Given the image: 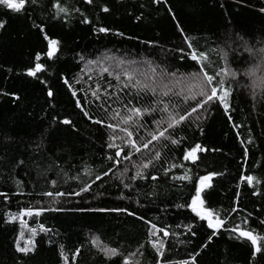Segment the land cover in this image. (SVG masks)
Returning <instances> with one entry per match:
<instances>
[{"label": "trees", "instance_id": "obj_1", "mask_svg": "<svg viewBox=\"0 0 264 264\" xmlns=\"http://www.w3.org/2000/svg\"><path fill=\"white\" fill-rule=\"evenodd\" d=\"M59 2L69 14L67 17L61 14L55 20L50 18L53 10L49 0H39L35 5L29 0L19 14L0 7V19L7 21L0 30V91L9 93L0 95V193L5 194L0 196V264H64L61 251L68 264H122L124 257H129L132 264H155L157 257L149 239L163 240L165 252L159 258L162 264H179L182 260L191 264L193 253H199L198 264H249L253 259L251 244L243 238H229L227 232L221 230L222 234L208 243L206 237L210 230H206V221L198 218L195 223L198 234L190 236L184 225L194 214L190 209L175 205L190 201L194 188L187 181L171 177L183 175L185 171L196 178L209 172L223 173L210 180L205 206L221 210V216L229 221L228 228L247 219L249 223L241 224L242 228H253L256 233L264 234V225L259 223L264 219V195L253 196V187L240 180L241 174H251L264 181V95L259 84L253 85L250 78L241 80L242 85L247 83L232 93L231 121L222 110H217L201 122L202 134L185 124L174 133L176 138L185 137L179 145L163 142L168 143L164 148L162 143L153 142L154 148L150 145L149 149H142L144 157L150 158L155 150H162V157L161 161L154 162L155 168L144 170L143 180L136 181L129 179L136 171L131 163L118 158L121 162L113 167L114 162L107 159L114 154V150L106 146L110 130L85 117L76 107V100L81 101L93 119L103 118L98 108L100 101L93 99L91 89L96 87L97 78L105 86L109 82L117 85L115 77L121 74L120 83H123L124 77L116 64L126 59L149 63L148 69L156 74L150 82L160 80L162 69L176 72L174 84L173 81L163 83L177 92L186 89L185 77L192 71L193 62L182 57L191 50H204L210 57L205 63L211 62L213 67L219 65L239 72L253 67L258 58L252 61L242 45H237L233 54L229 50L232 40L226 39V35L242 34L249 46L264 47V12L260 11L264 0H169L171 14L163 5L152 4L151 0ZM101 6H107L110 11L102 12ZM77 8L89 18V24L81 22L83 17L75 11ZM141 14L142 18L136 20ZM33 21L45 27L51 38L61 42L52 60L44 55L41 61L34 59L36 52L47 51V42L32 26ZM177 24L182 26L183 33ZM102 26L112 31L95 30ZM117 32L123 35H116ZM223 53H227V59ZM81 55L84 60L79 59ZM246 55L249 59L242 61L240 57ZM99 61H104L111 75L101 71ZM38 62L44 65L37 74L39 79L27 77L25 70ZM63 78H79L80 83L73 85L75 98L63 84ZM40 80H47L53 97L47 96V88ZM145 102L151 103L147 97ZM172 102L183 105L182 99L175 96ZM53 116L57 121L68 118L73 123L67 126L54 123ZM146 123L149 130L154 127L151 118ZM249 138L251 143H248ZM195 143H200L206 151L198 152L195 162L183 160V150ZM242 143L249 150L247 157L243 156ZM142 158L138 154L136 161ZM173 164L182 167H172ZM164 166L170 169L167 175L163 174ZM109 167H113L112 173L101 180L95 179L96 174ZM125 167L129 171L120 176ZM148 173L157 176V180H152ZM120 179L132 187L125 188ZM85 184L90 186L89 190L81 192ZM256 187L264 192V187ZM45 191H59L63 195H40ZM29 205L33 209L58 210L44 211L39 216L35 212L32 216L18 215L20 208ZM233 206L238 211L232 217L225 216ZM116 208H127L135 215L113 211ZM5 213L17 218L6 223ZM21 221L26 222V227ZM153 223L157 226L154 237L148 230ZM40 225L49 231L40 232ZM161 227L176 235L165 237L159 230ZM30 228L37 229L34 238L37 249L25 256L15 251V238L23 233L26 239ZM188 239L192 240L191 244L186 242ZM202 243L207 246L202 248ZM105 247L117 248L118 256H106L101 251ZM73 253L75 260H72ZM255 264H264V255L258 254Z\"/></svg>", "mask_w": 264, "mask_h": 264}, {"label": "snow or ice", "instance_id": "obj_2", "mask_svg": "<svg viewBox=\"0 0 264 264\" xmlns=\"http://www.w3.org/2000/svg\"><path fill=\"white\" fill-rule=\"evenodd\" d=\"M28 2L29 0H0V7L5 8L11 13L19 14L25 9V5ZM30 2L35 5L39 3V0H30ZM93 2L94 0H84L85 4H92ZM49 3L51 5V9L53 10L50 16L51 19H58L61 14L65 17L68 16L69 10L66 7L61 6L59 0H49ZM151 3L163 5L167 8L169 14L173 12V9L169 6V0H151ZM141 7H143V5H141ZM100 10L104 13H108L110 11L107 6H101ZM75 11L80 13L83 17L81 20L83 24L90 23L89 18L80 12V9L77 8ZM260 11L264 12V7H261ZM142 15L143 14L136 16V20L139 21L142 18ZM171 18L173 20L176 19L175 15H172ZM6 24V20L0 19V30L4 29ZM32 26L39 30L44 41L47 42V51L44 53L36 52L34 56L35 61H41L42 55L46 56L48 60H52L59 50L61 42L58 39L51 38L46 32L45 27L42 25L36 24L33 21ZM177 28H179L182 33L184 32L181 25L177 24ZM95 30L99 33H108L112 31L110 28L103 26ZM116 35L122 36L123 33L117 32ZM226 39L232 40V45L229 50L233 54L237 51V45H242L245 53L251 55L252 61L255 62L258 58V62H255L253 67L243 72L233 71L231 68L226 69L219 65L213 67L211 62L205 63L206 60H210V57L204 50H200L198 52L191 50L187 53L186 57H182L190 59L193 62L191 64L192 71L188 72L185 77L188 82L186 89L182 92H177L171 86L163 83V81H173L177 75L176 72L166 68L160 71L159 81L141 82L139 80H135L133 82V77L125 72L123 73V83H120V75H116L115 79L118 82L117 85H112L109 82L107 86H105L101 83L100 78H97L95 82L96 87L91 89V92L93 99L100 101L98 108L102 112L103 118L101 119H93L91 113L82 107L81 101L78 99L76 100V107L83 112L85 117L92 120L93 123L103 125L106 129L110 130L107 136L106 146L108 149L114 150V154L108 155L107 159L114 162L113 167L121 162V159L118 158H122L123 161H128L131 163L132 168L136 169L134 174H132L129 179L132 181H136L137 179L143 180L145 178L144 170L155 168L156 164L154 162L161 161L162 150H155L154 155H151L149 158L144 157L141 151L142 149L147 150L150 145L154 148L155 145L153 142L162 143L164 148L168 147V143L173 146L179 145L183 142L185 137L180 136L179 138H176L174 133L185 124H187L189 128L195 127L202 134L203 129L200 127L201 122L205 121L208 116L214 114L217 110H222L223 114L229 119V121H231L232 116L230 115V100L232 98V93L246 86L247 81H245V84H241V80L244 78H250L253 85L259 84L262 88V95H264V47L257 48L255 44L249 46L244 40V36L242 34L228 33L226 35ZM262 43H264V41H262ZM188 47L189 49H192L193 46L189 44ZM180 50L183 51V49ZM210 51L216 52L217 49H210ZM223 55L225 59H227V53H223ZM79 59L84 60L85 57L81 55L79 56ZM240 59L242 61H246L249 57L246 55L240 57ZM88 63L91 64L93 62L88 61ZM117 67H119V65H117ZM43 68V63L38 62L35 63L34 67H28L25 70V74L27 77L39 79L37 74L41 73ZM81 71H83V69H81ZM101 71L108 72L109 75L112 74L107 68H102ZM257 72H259V76L257 75ZM88 79L91 80L92 76L89 75ZM40 83L44 84L47 88V96L53 97L54 92L51 86L48 85L47 80H40ZM74 83L79 84V78H74L73 80L63 78V84L68 87V90L75 98L76 89L73 87ZM109 88H112L113 91L109 92ZM0 95L8 96L9 93L6 91H0ZM173 96L182 99L183 105L173 103ZM113 97H115V99H113ZM146 97L151 101V103L145 102ZM14 98L19 99L18 96H14ZM109 101H111V103H109ZM85 103L88 102L85 101ZM113 105L117 106L114 107ZM177 108H179V111L176 110ZM150 118L152 120V125H154L151 130H149V125L146 123V121ZM52 121L66 126L73 123L68 118L57 121L55 116L52 117ZM236 127L239 128L240 125L237 124ZM135 137H139V139H136ZM148 137H150V139H148ZM116 140H119L120 143H116ZM251 142V138H249L248 143ZM241 147L243 148V156L247 157L249 154L247 146L242 143ZM211 150L219 151V149ZM205 151L206 148L204 146L200 143H195L193 146H189L183 150V160L195 162L198 158L197 153ZM138 154L143 157L139 162L136 161V156ZM113 167H109L107 171H102L96 174L95 179L101 180L102 177H107L113 172ZM172 167H182V165L173 164ZM128 171L129 168L125 167L123 172L120 173V176ZM169 171L170 169L168 167H163L164 175H167ZM222 174L223 173L209 172L207 175H201L196 178L193 175H190L189 171H185L183 175H173L171 177L173 180L187 181L191 183L194 188V194L191 195L190 201L176 204L175 207L190 209L191 213L194 214L193 219L184 225L191 237H195L198 234L195 230L196 219L198 218L200 221H206V230H210L206 237L208 243H210L218 234H222L221 230H223V232H227L229 238H243L245 242H250L251 244V256L253 259L249 262V264H255V258L257 255H264V234L256 233V230L253 228H242L241 224L247 225L249 223L247 219H242L241 223H235L233 227L228 228L227 224L229 221L224 216H221V210H213L210 207L205 206L206 190L211 188V184L209 183L210 180L213 176ZM148 175L152 180H157V176L152 175L151 173H148ZM119 178L120 177L117 176V179ZM240 180L246 181L250 187H253V196L258 194L264 195V192H261L260 189L256 187H264V181L261 179H258L251 174H241ZM120 183L125 188L132 187L131 184L125 183L123 179H120ZM89 187L90 186L88 184H85L80 191H88ZM237 187L239 188V185H237ZM4 195V193H0V196ZM40 195H43L44 197H59L62 196L63 193L59 191H45ZM5 198L7 199L6 196ZM120 198L124 199L125 197L121 196ZM37 203H39V201H37ZM57 210L58 209L44 207L33 209L32 206L29 205L27 208H20L18 215L32 216L33 212H35V215L39 216L41 212ZM100 211H104V209H100ZM113 211L126 212L129 216L135 215L134 211H128L127 208H116L113 209ZM237 211V207L233 206L230 211L225 213V216L232 217L233 213H236ZM5 215L8 217L5 221L6 223H10L17 218L16 215L11 213H5ZM259 223L260 225H264V219H261ZM21 225L26 227V222L21 221ZM156 227V224L153 223L148 229L153 237L156 234ZM177 227L179 228L181 226L177 225ZM201 227H204V225H201ZM159 230L163 232L165 237L170 234L176 235V233H170L163 227ZM39 231L46 233L49 230L44 228L43 225H40ZM28 232L29 235L26 239L24 238L23 233L15 238V251L25 256L30 253H34L37 249V241L34 239L37 235V229L30 228L28 229ZM92 239L95 243L96 238L93 237ZM183 242L184 241H182V243ZM186 242L191 244L192 240L188 239ZM148 243L151 245L152 249L155 250V255L157 257L155 264H162L159 258L162 257L165 252V244L163 240L153 242L149 239ZM206 246V244H201L202 248ZM143 247L144 245H141V248ZM101 251L104 252L106 256H118V251L115 247H105L102 248ZM76 252L78 253L79 249H77ZM198 255L199 253H193L191 255V264H198ZM60 256L61 259L64 260V264H68V260L64 256L63 251L60 252ZM75 259L76 254L73 253L72 260ZM122 264H132V261L129 257H124ZM169 264H171V262H169ZM179 264H188V262L182 260Z\"/></svg>", "mask_w": 264, "mask_h": 264}, {"label": "rangeland", "instance_id": "obj_3", "mask_svg": "<svg viewBox=\"0 0 264 264\" xmlns=\"http://www.w3.org/2000/svg\"><path fill=\"white\" fill-rule=\"evenodd\" d=\"M98 63L101 69L105 68V66L103 65L104 61H99ZM116 65H119V67L117 66L116 67L122 73V75L123 73L127 72L133 77V81L139 80L141 82H150L152 78L156 75L154 70L148 69L150 65L147 62L141 61V63H134L126 59V61L123 60L121 61L120 64L117 63ZM173 84H174V81H173Z\"/></svg>", "mask_w": 264, "mask_h": 264}]
</instances>
